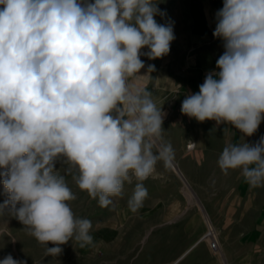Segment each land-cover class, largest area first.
Returning <instances> with one entry per match:
<instances>
[{
  "label": "clouds",
  "instance_id": "clouds-1",
  "mask_svg": "<svg viewBox=\"0 0 264 264\" xmlns=\"http://www.w3.org/2000/svg\"><path fill=\"white\" fill-rule=\"evenodd\" d=\"M0 177L10 207L39 243L59 256L73 237L91 245L92 223L74 217L76 196L55 170L63 159L78 171L77 186L101 206L121 196L124 183L144 181L158 161L167 166L171 144L162 140L163 115L147 90L130 83L146 77L140 50L161 58L175 39L153 0H0ZM214 37L224 42L199 92L181 112L203 122L230 123L251 136L264 114V0H224ZM115 112V116L112 113ZM155 150V151H154ZM221 170L242 169L264 186V137L250 146H226ZM148 192L136 183L128 207ZM17 203L20 207H16ZM0 264H22L10 254Z\"/></svg>",
  "mask_w": 264,
  "mask_h": 264
},
{
  "label": "crops",
  "instance_id": "crops-1",
  "mask_svg": "<svg viewBox=\"0 0 264 264\" xmlns=\"http://www.w3.org/2000/svg\"><path fill=\"white\" fill-rule=\"evenodd\" d=\"M162 15H156L154 18L157 23L171 25L175 39L170 43V51L167 55L149 59L145 53L149 51L147 47L140 50V59L144 62V68L140 69L138 75H146L148 66L154 65L155 71L146 77H131L130 83L147 90L151 86L150 92L152 99L158 109H166L171 104L175 106L172 113H163V131L162 140L166 144H171L173 149L172 161L178 169L183 172L187 182L194 188H199L198 194L203 202H210L213 196L222 195L220 191L211 194V191L200 188L217 187V186H237V196L235 202L245 203V186L241 184H231L229 181L222 179L193 178L191 171L211 169L213 158L207 156H220L223 149L229 145H243L247 139H260L264 137V118L255 133L251 136L245 135L232 126L230 123L217 124L215 120H205L200 122L195 118L189 117L181 112V106L186 96L199 92V86L204 83L205 77L209 72L219 71L216 67V61L224 52L223 40L214 37L213 32L216 27L217 12L223 7L224 0H153ZM264 117V114H262ZM193 145L192 149L188 146ZM217 158V162H218ZM220 169L219 165L217 169ZM236 192L235 190L233 193ZM233 193L229 191L225 197L229 199ZM158 196L165 198V195ZM154 197V196H149ZM154 207L142 209V221L147 223L152 213H159L161 210L163 224H176L183 217L182 202L173 201L167 207L164 200L158 199L153 202ZM226 207V206H225ZM223 210L229 211V208ZM2 210V209H1ZM140 210V209H139ZM5 209L3 213L5 215ZM129 208H120L113 219V225H110V237L113 242L111 251L117 253L119 246L117 243L118 220L123 224V220L128 221L133 217ZM229 215L226 218L229 219ZM211 224L219 228L223 221L216 215L209 213ZM2 219V218H1ZM197 216L187 221L184 230L185 234L192 235L195 231ZM7 223V221H6ZM224 221V225H229ZM121 224V225H122ZM148 225V223H147ZM153 226V225H151ZM166 226V225H165ZM102 228H95L90 233L93 237V243L84 247L75 239L74 242H67L60 245L63 249L59 256L49 255L47 247H55L52 242L47 245L39 243L29 233L28 227L21 226H2L0 227V261L9 254L22 264H102ZM174 234H176L174 232ZM181 234V233H180ZM115 236V237H114ZM201 240V239H200ZM200 240L190 245V250L197 248ZM98 243V248H96ZM112 247V246H111ZM155 247H159L158 244ZM185 255V254H183ZM183 257V256H182ZM179 258L172 262L176 264ZM110 264H118L117 259ZM206 264H213L208 261Z\"/></svg>",
  "mask_w": 264,
  "mask_h": 264
},
{
  "label": "rangeland",
  "instance_id": "rangeland-1",
  "mask_svg": "<svg viewBox=\"0 0 264 264\" xmlns=\"http://www.w3.org/2000/svg\"><path fill=\"white\" fill-rule=\"evenodd\" d=\"M87 2L94 3L95 0H87ZM149 90H151V86L147 89V91ZM174 109L175 106L171 104L161 112L167 114L168 110L169 113H172ZM115 114V112L112 113L114 116ZM260 139H247L246 144L253 146ZM207 157L213 158V163H210L211 169L193 170L191 171L192 177L222 179L231 184L244 182L246 184L244 188L245 203L235 202L239 188L237 186L200 188L201 191H211V194L218 191L222 194L213 196L210 202H203L198 194L199 188L190 186L181 170L177 172L170 163L166 166L163 161H158L156 171L150 177L142 182L133 177L132 183H124L121 196L110 197L112 202L107 206H101L98 199H93L87 191H82L77 186L74 179V176H78L76 168L61 159L55 162V170L59 175L64 176L66 184L76 196L75 200L67 202L74 217L90 220L92 223L90 233L95 228H102V264H110L115 259L118 264H172L178 258L179 261L176 264H206L208 261H212L213 264H264V186H251L241 174L242 169L240 168L229 169L225 174L221 168L217 169V158L219 159L220 156L209 155ZM136 183H143L148 195L142 206L133 213L132 218L128 221L123 220V224L118 220L116 241L119 249L117 253H114L111 251L113 237L111 239L109 227L114 223L113 219L117 215V210L129 208L128 200L133 195ZM234 190L236 192L233 193ZM229 191L233 195L227 199L225 196L229 194ZM187 193L191 194L193 198L190 199ZM158 194L166 197L162 198ZM159 198L164 200L166 207L175 200L182 202L183 217L180 222L176 224L171 222L168 224L169 226L167 224L165 226L161 209L156 211L159 213L149 215L148 225L143 223L141 210L153 208V202ZM7 199L8 193L2 183V177H0V204H3ZM225 206L231 209L230 213L233 216L229 215V211L223 210ZM16 207H20V204L17 203ZM209 213L220 218L223 221L222 226L214 227L208 216ZM227 215L230 216L229 219L226 218ZM194 216L198 218L195 228L197 233L185 234L187 221ZM224 221L227 224L230 221L231 223L227 226L224 225ZM2 226L27 227L15 217L10 207L0 209V227ZM212 229L219 241V252L216 253L210 249L208 239V234ZM197 240H200L198 247L190 250V245ZM74 241V237L69 240V242ZM156 244L159 247H155ZM96 248H98V243H96Z\"/></svg>",
  "mask_w": 264,
  "mask_h": 264
},
{
  "label": "built area",
  "instance_id": "built-area-1",
  "mask_svg": "<svg viewBox=\"0 0 264 264\" xmlns=\"http://www.w3.org/2000/svg\"><path fill=\"white\" fill-rule=\"evenodd\" d=\"M190 146H193V145H190ZM189 146V147H190ZM209 235H210V233H209ZM208 239H209V243H210V249L213 251V252H218V250H219V241H218V238H217V236H214V235H210L209 237H208Z\"/></svg>",
  "mask_w": 264,
  "mask_h": 264
},
{
  "label": "bare ground",
  "instance_id": "bare-ground-1",
  "mask_svg": "<svg viewBox=\"0 0 264 264\" xmlns=\"http://www.w3.org/2000/svg\"><path fill=\"white\" fill-rule=\"evenodd\" d=\"M192 148H193V146H190V147L188 146V149H189V150L192 149ZM170 164H171V163H170ZM171 166H172V164H171ZM172 168L175 169L173 166H172ZM175 170H176V169H175ZM176 171H177V170H176ZM187 194H188V193H187ZM188 195H189V194H188ZM189 197H190V199L193 198L191 194L189 195ZM191 203H192V202H191ZM210 235H214V236H216L215 233L213 232V229L211 230ZM210 235L208 234V237H209ZM218 252H219V250H218Z\"/></svg>",
  "mask_w": 264,
  "mask_h": 264
},
{
  "label": "water",
  "instance_id": "water-1",
  "mask_svg": "<svg viewBox=\"0 0 264 264\" xmlns=\"http://www.w3.org/2000/svg\"><path fill=\"white\" fill-rule=\"evenodd\" d=\"M170 163H171L172 166L177 170V172H179V169H178L177 165H176L172 160H171Z\"/></svg>",
  "mask_w": 264,
  "mask_h": 264
}]
</instances>
